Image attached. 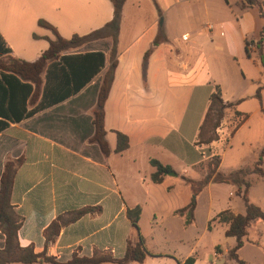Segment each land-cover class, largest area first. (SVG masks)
Masks as SVG:
<instances>
[{
    "label": "crops",
    "instance_id": "1",
    "mask_svg": "<svg viewBox=\"0 0 264 264\" xmlns=\"http://www.w3.org/2000/svg\"><path fill=\"white\" fill-rule=\"evenodd\" d=\"M260 1L264 8V0ZM236 3L237 0L126 1L115 58L118 64L105 105L108 155L91 138L95 134L93 111L99 88L111 65V39L104 40L108 43L104 49L74 52L102 51L106 55L105 68L80 92L19 122L6 120L8 127L0 132V179L6 162L19 163L22 159L12 193V203L22 217L18 235L21 246L32 245L36 253L43 252L45 231L59 215L98 207L100 210L64 226L49 245L48 255L61 261L75 253L123 257L127 244L138 242L120 234L126 224H131L127 211L140 207L142 212L143 203L155 200L154 186L180 203L182 197L190 195V185L182 177L200 180L197 167L206 158L197 148L198 135L217 85L225 103H237L226 115L243 118L217 172L229 174L254 167L264 171V157L258 164L264 148V66L256 45L263 35L264 48V17L259 8L240 10ZM113 16L109 0H0V34L13 57L35 62L49 48L48 38H55L50 30L38 25L40 19L70 39L102 28ZM160 32L163 39L155 46ZM42 79L39 96L35 102H28V111L42 100L46 72ZM259 88L261 99L256 97ZM117 132L129 139V147L122 153L115 152ZM151 160L170 166L178 176L165 175L162 183H153L151 176L157 169ZM250 178L254 182L248 190L249 199L264 212V176L253 173ZM136 184L142 192L136 191ZM231 188L234 189L230 183L210 180L196 196L195 220L187 228L204 213L206 232L218 229L220 236L211 252L199 255L202 236L179 257L154 255L146 245L150 254L143 264H153L151 259L155 258L164 259V264H179L189 257L195 258L194 264H235L229 250L236 245V238L226 237L228 226L213 220L224 210L246 213L245 204H239L232 192L224 196ZM138 193L143 197L129 201L128 194ZM190 202H181L173 214ZM106 215V221H102ZM154 219L158 227L161 221ZM109 228H113V236L105 235ZM1 237L3 245L5 239L2 234ZM118 239L116 246L122 248V255L117 256L114 248L111 253L105 252L108 241ZM76 245L81 248L72 249ZM238 254L246 264H264V221L250 225Z\"/></svg>",
    "mask_w": 264,
    "mask_h": 264
},
{
    "label": "trees",
    "instance_id": "2",
    "mask_svg": "<svg viewBox=\"0 0 264 264\" xmlns=\"http://www.w3.org/2000/svg\"><path fill=\"white\" fill-rule=\"evenodd\" d=\"M114 7L113 19L105 26L91 33L80 36L73 35L70 39L60 35L57 28L45 19H40L38 25L50 30L55 38L50 39L49 48L43 52L40 58L35 62L13 57L11 49L7 46L0 34V132L8 127L6 120L19 122L26 116L32 115L39 110L58 104L70 96L80 92L88 83H90L105 68L106 55L102 51H91L86 53H70V50L80 48L91 41L111 39L112 46L109 52L111 65L104 73L99 92L96 107L93 111V124L95 134L91 138L92 142L98 143L106 155L109 153V146L105 139V105L108 100L110 90L114 81L115 69L117 67V47L122 21L123 8L127 0H109ZM236 6L240 10L248 8H259L260 15L264 17V8L260 0H237ZM162 32L157 36L154 45L157 46L162 38ZM38 38L37 35H34ZM248 41V45H249ZM259 57L264 66V48L263 35L256 42ZM152 50L146 52L145 61H147ZM46 72V81L43 97L39 105L32 111H28V102H35L39 96L43 84L42 75ZM256 97L261 99V88L257 90ZM237 103H225L222 98L221 88L215 86V91L210 97V105L205 120L200 128L198 142L209 144L216 138V128L220 121L226 116V111L235 107ZM117 147L115 152L122 153L129 147L128 137L117 132ZM264 157V148L260 154L258 164L262 163ZM221 158H215L209 164L213 166L208 174V179L202 184L182 177L183 180L195 190L194 198L191 202L174 212V215L184 218V224L189 227L195 220L196 196L204 184L213 180L218 183H230L237 186V194L242 197L245 207V214H235L231 210L220 212L214 221L226 224V237L236 238V245L229 250V257L235 264H246L240 259L238 251L244 246L245 238L248 234V228L253 222L264 221V212L256 204L252 203L248 196V190L254 180L250 178L251 174L264 176V171L258 167L253 169H240L229 174L217 172ZM19 163L14 161L6 162L0 179V233L5 241L0 247V264H143L147 255L150 253L146 248L145 238L140 233L141 209L136 207L127 211V217L132 226L138 232L139 240L136 244L129 242L127 244L123 257L117 258L112 254H95L93 256H80L77 253L67 261L57 260L49 256L47 249L49 245L55 242L64 226L77 222L84 216L100 210L98 207H84L59 215L48 226L45 231V249L43 252L36 253L34 246H21L19 242V230L22 225V217L16 211L12 203V193L15 183ZM151 165L156 167V172L152 174L151 180L155 184H160L165 179V173L173 171L170 166H164L157 160H151ZM199 185V186H198ZM211 227V222L209 224ZM219 246L216 250H219ZM195 258L189 257L184 263L194 264Z\"/></svg>",
    "mask_w": 264,
    "mask_h": 264
},
{
    "label": "rangeland",
    "instance_id": "3",
    "mask_svg": "<svg viewBox=\"0 0 264 264\" xmlns=\"http://www.w3.org/2000/svg\"><path fill=\"white\" fill-rule=\"evenodd\" d=\"M262 3V2H261ZM41 31H46L47 33H51L50 31L47 30H41ZM103 39L102 41L97 40V41H91L87 44H84L80 48H76L75 50H70L69 53H74V52H83L87 50H92V49H104L106 46H108V43H106ZM111 46H112V41H111ZM214 158L212 159H206V161L201 164L200 166L197 167V170L201 174V178L198 181V183H203L208 179V174L210 172V169L213 168V166H209V164L213 161ZM2 160V159H1ZM210 167V169H209ZM2 170V164L0 161V173ZM233 188L228 190L224 196L228 197L229 192H232L234 194V199L241 205H243V200L241 197L237 194V186L234 184H231ZM137 188L139 190L136 191H141V188L139 185H137ZM199 186V185H198ZM58 186H55V188H58ZM206 185L198 190L199 193H201ZM187 190L190 192V195H185L180 199V203L177 199H175L172 194L167 195L164 190L160 187L154 186L152 190V194L155 198L152 200H149L148 203L144 204L141 206L143 211L141 215V219L139 222V227H140V233L141 235L146 239V245L149 249V251L154 254V255H166V254H172L177 257L186 254L189 252L195 245V241L197 238L201 237V242L198 247L199 255L203 256L208 252H211L213 249V246L217 239L220 237L219 232L217 230H214L212 233L206 232V216L203 214H200L198 216L197 223L194 224L191 228L185 227L184 224V218L176 216L173 214V210L181 206V202H190L194 198V193L195 190L193 187L187 186ZM145 191V190H144ZM193 191V193H192ZM129 201H133L134 199L137 198H142L143 195L140 193L138 194H128L127 195ZM145 198V195H144ZM245 212V209H244ZM157 218L161 221L160 225L156 227L154 225V218ZM110 218V215H109ZM107 215L101 218L102 221H106ZM214 223H212L213 225ZM114 228V227H113ZM113 228H109L104 231L105 235H110L113 236ZM123 227H120L122 229ZM121 235H125L127 238H130L131 240H136L138 241V232L136 229L131 225V224H126L125 228H123L120 231ZM115 237V236H114ZM2 237L0 234V246H2ZM113 239V238H112ZM109 243L104 247V248H109L107 251L108 253L112 252V249H116L115 254L117 256L122 255V248L118 249V244L119 239L115 241H108ZM78 247L81 248V245L79 246H74L72 249H78ZM71 250V249H70ZM103 250V249H102ZM99 252V251H97ZM104 252V251H103ZM154 261L153 264H164L165 262L164 259L160 258H155L151 259ZM19 264V263H17ZM112 264V263H111ZM134 264H139V263H134Z\"/></svg>",
    "mask_w": 264,
    "mask_h": 264
},
{
    "label": "built area",
    "instance_id": "4",
    "mask_svg": "<svg viewBox=\"0 0 264 264\" xmlns=\"http://www.w3.org/2000/svg\"><path fill=\"white\" fill-rule=\"evenodd\" d=\"M242 122L243 118L239 115H226L216 128V138L209 144L198 143L197 148L202 156L206 159L222 158Z\"/></svg>",
    "mask_w": 264,
    "mask_h": 264
},
{
    "label": "water",
    "instance_id": "5",
    "mask_svg": "<svg viewBox=\"0 0 264 264\" xmlns=\"http://www.w3.org/2000/svg\"><path fill=\"white\" fill-rule=\"evenodd\" d=\"M165 175H168V176H174V177H177L178 175H177V173H175V172H167V173H165Z\"/></svg>",
    "mask_w": 264,
    "mask_h": 264
}]
</instances>
